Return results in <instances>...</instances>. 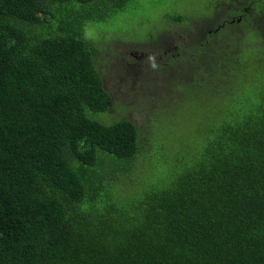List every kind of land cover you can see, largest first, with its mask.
<instances>
[{
  "label": "trees",
  "instance_id": "trees-1",
  "mask_svg": "<svg viewBox=\"0 0 264 264\" xmlns=\"http://www.w3.org/2000/svg\"><path fill=\"white\" fill-rule=\"evenodd\" d=\"M132 1L0 0V264H264V85L249 87L264 62V0H214L223 15L200 27L196 13L167 15L190 36L172 46V68L191 73L167 101L214 92L230 110L197 118L213 123L175 170L176 154L156 152L164 187L125 196L118 174L150 152L133 120L96 118L111 94L106 29L94 27Z\"/></svg>",
  "mask_w": 264,
  "mask_h": 264
},
{
  "label": "rangeland",
  "instance_id": "rangeland-1",
  "mask_svg": "<svg viewBox=\"0 0 264 264\" xmlns=\"http://www.w3.org/2000/svg\"><path fill=\"white\" fill-rule=\"evenodd\" d=\"M213 5L214 0H133L125 11L113 15L94 27L106 29L107 43L103 46L108 50L101 53L104 59L99 65L101 77L111 94L109 111L99 113L96 118L104 123L122 118L133 120L139 128L144 147L150 152L148 156H139L136 159L133 170L127 171L126 174H118L113 191L118 188L117 192L128 196L146 188L148 182L156 187H164L171 173L167 172V165L166 168L159 167L154 162L157 157L156 152L159 150L163 158H168L182 151L186 142L197 145L203 137L202 134L207 132L213 123L210 119H206L201 128L196 121L197 118L203 114L218 117V114L230 110V106L225 103L226 98L214 92L200 100L193 99L192 103L168 102L172 100L171 89L176 79L178 78L180 82L186 79L188 81L191 73L186 67L188 63H185V66L175 65L174 70L172 68L174 62L182 61L175 59L178 56L176 51L172 52V46L179 44L183 37L187 40L190 36H183L180 32L183 24H170L167 15L177 10L196 13L197 26L200 27L207 25L205 21H208L205 18L207 15L203 17V14L212 9L215 15L221 14L220 9H214ZM90 27L91 25H88L85 30L94 32ZM216 28L217 24L214 23L211 30ZM91 37L97 40L98 36ZM213 37L221 39L219 32L213 33ZM246 76H241L240 79L243 80ZM250 78H253L254 82L249 85L250 88H262L264 62L260 63L257 71L250 74ZM182 88L181 85L180 90ZM232 98L233 96L230 100ZM231 106L234 108L235 103ZM175 113H177L176 120L170 119ZM168 118L170 120L165 124ZM151 123L156 124L151 126ZM189 155L192 154L188 153L186 156ZM181 156V154L175 155L173 170L180 166L175 164L177 158ZM187 160L192 159L187 158ZM153 168H158L155 172L156 178V174L151 173ZM147 170L150 171L148 177Z\"/></svg>",
  "mask_w": 264,
  "mask_h": 264
},
{
  "label": "flooded vegetation",
  "instance_id": "flooded-vegetation-1",
  "mask_svg": "<svg viewBox=\"0 0 264 264\" xmlns=\"http://www.w3.org/2000/svg\"><path fill=\"white\" fill-rule=\"evenodd\" d=\"M141 53V52H140ZM143 54V53H142ZM136 65H138V63H136Z\"/></svg>",
  "mask_w": 264,
  "mask_h": 264
},
{
  "label": "clouds",
  "instance_id": "clouds-1",
  "mask_svg": "<svg viewBox=\"0 0 264 264\" xmlns=\"http://www.w3.org/2000/svg\"><path fill=\"white\" fill-rule=\"evenodd\" d=\"M221 14H222V12H221ZM223 15V14H222Z\"/></svg>",
  "mask_w": 264,
  "mask_h": 264
}]
</instances>
